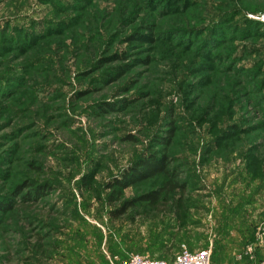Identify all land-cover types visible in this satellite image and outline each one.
I'll use <instances>...</instances> for the list:
<instances>
[{
	"label": "rangeland",
	"instance_id": "obj_1",
	"mask_svg": "<svg viewBox=\"0 0 264 264\" xmlns=\"http://www.w3.org/2000/svg\"><path fill=\"white\" fill-rule=\"evenodd\" d=\"M263 12L264 0H0V203L14 206L0 211V264L182 247L264 264V23L251 18ZM152 153L184 190L113 219L165 183L120 201L106 190Z\"/></svg>",
	"mask_w": 264,
	"mask_h": 264
},
{
	"label": "trees",
	"instance_id": "obj_2",
	"mask_svg": "<svg viewBox=\"0 0 264 264\" xmlns=\"http://www.w3.org/2000/svg\"><path fill=\"white\" fill-rule=\"evenodd\" d=\"M119 59H123L124 57L118 56ZM167 136L163 138V140H158L157 142L164 146H169L173 137H174V131L172 129L168 130L166 133ZM164 176L166 178L165 183L158 188L157 190H154L152 192H149L147 194L141 195L137 198H133L129 201H125L121 204L120 209L116 211H111L110 216L113 219H118L122 215H124L129 209L139 206V207H148L153 208L156 205H166L168 204L167 199L163 200L162 198H167L174 192H181L184 190V185L179 183L177 181L178 178V171H176L173 168L169 167L168 158L165 156H160L155 153L142 156L137 161H135L133 164L128 166L122 174L119 177H115L111 179L106 184V190L111 191L112 194L116 195L115 201H120L122 199V193L124 190H126L129 187H132L138 183H142L148 180L155 179L157 177ZM24 189H27L28 186L25 185L23 187ZM31 201V197L29 195H24L22 198L23 203L21 205H24L25 201ZM113 202H111L112 205ZM181 199L178 200V202H172V206H176V208L180 207ZM14 209V206L12 203H0V211H10ZM175 213V212H173ZM190 252H195L198 250H194V248L188 247L187 248ZM35 253L38 255H42V251L40 248L35 247L34 248ZM181 251V249H180ZM179 251V252H180ZM178 252V253H179ZM109 257L117 258V262L120 263L122 261L127 260L129 257L124 253L122 254H111L109 253ZM140 255V254H139ZM143 256V255H142ZM105 257V255H104ZM175 256L172 258H154V257H148L151 259H159L164 260L167 262H172ZM105 260L107 258L105 257ZM108 261V260H107Z\"/></svg>",
	"mask_w": 264,
	"mask_h": 264
},
{
	"label": "built area",
	"instance_id": "obj_3",
	"mask_svg": "<svg viewBox=\"0 0 264 264\" xmlns=\"http://www.w3.org/2000/svg\"><path fill=\"white\" fill-rule=\"evenodd\" d=\"M251 18L264 23V12L259 16ZM110 264H211V251L202 249L195 252H190L186 247H182L181 251L174 257L172 262H167L159 259H151L139 254H133L125 261L118 263L117 258L107 256Z\"/></svg>",
	"mask_w": 264,
	"mask_h": 264
},
{
	"label": "crops",
	"instance_id": "obj_4",
	"mask_svg": "<svg viewBox=\"0 0 264 264\" xmlns=\"http://www.w3.org/2000/svg\"><path fill=\"white\" fill-rule=\"evenodd\" d=\"M92 264H110V262L103 258H100V259L95 260Z\"/></svg>",
	"mask_w": 264,
	"mask_h": 264
}]
</instances>
